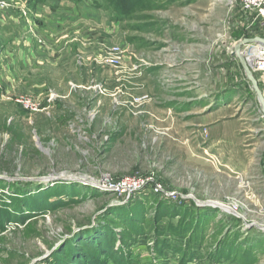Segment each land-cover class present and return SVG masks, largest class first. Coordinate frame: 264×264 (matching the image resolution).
Wrapping results in <instances>:
<instances>
[{
	"label": "rangeland",
	"instance_id": "374dc122",
	"mask_svg": "<svg viewBox=\"0 0 264 264\" xmlns=\"http://www.w3.org/2000/svg\"><path fill=\"white\" fill-rule=\"evenodd\" d=\"M11 1L26 7L29 18L40 17L44 28L56 15L49 0ZM93 1L100 3L98 19L83 17L68 29L77 46L71 54L43 59L33 69L16 66L20 77L29 75L32 82L26 84L39 82L45 90L52 88L37 95L40 100L52 91L67 94L55 99H63L61 105L53 102L49 113L31 115L11 100L7 116L0 104V219L17 217L0 225V264H58L67 249L75 250L72 245L78 246L76 250L89 248L79 232H91L92 241L108 237L112 229L113 253L98 252L86 264H264V200L260 206L253 201L254 193L264 196L263 151L249 152L250 158V153L257 154L253 161L260 164L250 166L248 151H228L223 142V149L204 150L211 144L212 124L232 123L237 132L249 133L264 119L258 112L259 99L252 87L245 86L246 74L234 55L236 44L260 33L249 14L238 0H78L70 1L75 7L67 11L69 22L87 13ZM18 32L19 26L11 23L8 37L17 49ZM90 33V37L102 35L106 48L121 49L119 67L95 60L92 51L98 43L87 56L82 38ZM8 117L24 128L18 134L22 143L12 153V133L1 127ZM38 126L43 129L40 133ZM224 133L231 131L225 128ZM263 134L250 137L263 146ZM214 156L219 157L218 164L210 161ZM149 171L164 187L195 202L194 208H181L188 213L187 221L169 215L157 231L145 224L134 233L114 217L102 230L107 214L113 216L109 209L124 207L133 213L138 199L152 205V193L142 190L119 200L80 178ZM163 197L159 196L180 206L185 201ZM208 200L236 204L238 213L215 208L203 226V212L210 206L202 201ZM149 206L144 216L151 220L155 206ZM179 220L181 226L194 227L192 238L169 228ZM155 243L158 251L167 246L165 252L153 251ZM182 248L194 257L181 258ZM225 248V258L220 255L219 262H213L217 249ZM56 249L63 255L55 256ZM70 253L64 262L81 264Z\"/></svg>",
	"mask_w": 264,
	"mask_h": 264
},
{
	"label": "crops",
	"instance_id": "0c3cea01",
	"mask_svg": "<svg viewBox=\"0 0 264 264\" xmlns=\"http://www.w3.org/2000/svg\"><path fill=\"white\" fill-rule=\"evenodd\" d=\"M49 1L50 4H48V6H50L51 8H53L54 5L60 2L59 5L60 8L54 11L56 15L52 19H50V23H48L46 28H44L45 25L39 22L40 19L38 18L40 17H37L35 20L28 17V20H26L23 17H21L20 13L17 14L15 13L14 15L8 17L0 15V104L2 111L4 113L6 112L7 116L9 115V108L11 102V99H9L10 96L15 94H28L19 91L29 90L35 93L29 95L32 96L35 95L34 97L39 98L37 95L44 93L43 91L47 92L49 90H52V88L45 90L44 83L33 82L32 84H26L32 82L30 79H28L29 75L20 77L21 74L17 73L18 71L16 69L17 68L16 66H18L19 68L23 67L25 69H30V68L33 69L35 67H39V65L43 62V59L46 60L47 58L51 57L53 60H57L67 55L68 53L71 54L73 49L77 48V46L74 45L73 36L68 35L70 34L68 32V29L74 26L73 23H75V21L69 22V18H67L69 17L67 11L71 10L74 3L72 4L69 0H49ZM65 1H68L70 3H65ZM68 4H72V5H68ZM73 7H75V5ZM60 15L65 16L67 19L64 20L63 18L60 17ZM80 19L81 18H79L78 20ZM11 23L17 24L20 28V32H18L17 34V41H16L18 45V49L16 47L11 46V38L8 37L9 27ZM91 35L92 33L87 35V37L82 38V41L83 40L87 41L86 42L87 46L86 48H84V51L85 50L88 51L87 56L90 55V48L94 45V43H98L102 41L104 38L102 35L98 36L97 34H93V37H90ZM257 35L258 34H255V36ZM40 38L50 43L53 46V48L57 51L58 55L57 54H55V56H52L51 54L45 55L43 49L40 48L38 44V40ZM64 46L67 47L66 52L62 51L64 49L62 47ZM84 51L83 53H85ZM86 60H88V58ZM246 81L247 82L245 83L246 84L245 86L251 88L252 86L250 82L247 79ZM231 87L233 86H230V88ZM226 88H225L226 90H229V87ZM58 94L62 98H67L66 96L67 94H62V93L61 94L58 93ZM62 100H57L55 103L60 106ZM229 101H226L225 104H228ZM225 104L219 107L225 106ZM258 112H260V115L263 114L262 111L260 110V105L258 107ZM10 119L11 118L8 117L7 121L9 122ZM259 121H261V125L255 128L254 127L249 128V133H244V130L243 131L241 130V132H237L238 128L237 129L233 128V125H231L232 123L230 124V126L227 124L220 125L219 123L212 124L210 127V131H211L210 133L212 136L211 144L209 145V147H205L204 150L216 151L217 149L219 150L223 149V146L221 145V143L223 142L226 145V147L224 148H226L228 151H248L247 164L250 166L251 164H253L254 166H259L260 164L258 162L253 161V158L257 154L250 153L253 158H250L249 155V152H255V151H263L264 153V145L262 146L259 140H255L253 139V137H250L251 133L258 134L259 132H264V129L262 128L264 125V119H261ZM225 128L229 129L231 133L226 135L224 133ZM38 129L40 130V132H42L43 130L40 129L39 126L37 127V131ZM245 137L248 141L245 139ZM233 156L235 157V154ZM262 161L263 162H261L262 163L261 167H264V160ZM257 173L260 174V172ZM257 176L259 175H253V178H256ZM254 194L253 196L255 197V199L253 201L255 202V204L259 206L262 205L261 198H263L264 200V196L261 195L259 196V194H255V195ZM208 201L220 202L218 200H208Z\"/></svg>",
	"mask_w": 264,
	"mask_h": 264
},
{
	"label": "built area",
	"instance_id": "2783aa9c",
	"mask_svg": "<svg viewBox=\"0 0 264 264\" xmlns=\"http://www.w3.org/2000/svg\"><path fill=\"white\" fill-rule=\"evenodd\" d=\"M238 2L241 9L249 14L251 23L259 29L260 33L257 36L264 37V0H238ZM15 13H20L21 17L28 20V10L26 7L11 0H0V15L8 17ZM86 42L87 41L84 40L82 41L83 48H86ZM38 44L39 47L43 49L45 55H58L53 46L42 38L38 40ZM62 48H64L62 51L66 52L67 47L64 46ZM92 54L97 62L108 67H119L121 63V49L119 47L106 48L105 41L98 42L97 50L92 51ZM243 54L250 62L253 72L259 74V84L261 87L263 86L262 89L264 91V44L259 42L248 43L243 48ZM58 96L57 93L52 91L49 96L43 100L29 94H15L10 96L9 99L14 100L24 110L33 115L40 112L49 113V108ZM262 117H264V114H262ZM210 161L212 164H218L220 159L218 156H214ZM81 179L87 183L90 182V184H93L99 190L114 194L119 200H128L131 196L142 190H148L153 194L164 197L178 198L182 201L186 200V197L189 196L170 191L163 186L155 173L150 171L122 177H113L108 173H103L96 179L87 177ZM228 208L230 210L228 212L238 213L236 204H230Z\"/></svg>",
	"mask_w": 264,
	"mask_h": 264
},
{
	"label": "trees",
	"instance_id": "16d2710c",
	"mask_svg": "<svg viewBox=\"0 0 264 264\" xmlns=\"http://www.w3.org/2000/svg\"><path fill=\"white\" fill-rule=\"evenodd\" d=\"M69 1H71V2L73 1V2H76V3L78 2V0H69ZM86 4H89V3H86ZM92 4L93 5H90V7L87 9V13H84V14H81V15H79V14L75 15L74 17H71L70 19L73 20V21H76L79 18L85 17V18L97 20L98 19V15H96V13H97V8L96 7L99 6L100 3H99V1H93ZM59 5H60V2L57 3L56 5H54L53 6L54 10L59 9L60 8ZM92 6H95V7H92ZM77 11L78 10L75 9L74 12H77ZM60 17L63 18L64 20L69 18V17L66 18L65 16H62V15H60ZM39 22L41 23V20H39ZM21 109L25 113L28 112V111L24 110L23 108H21ZM1 127H3V129L7 130L8 132L12 133V137H11L12 141L10 140L9 151H11V153L14 152V151H17L19 146H20V143H22L21 142L22 139L19 137L18 134L20 133L19 130H22V129L24 130L23 124L21 125L20 123H14L13 120H12V121H9V122L6 121L5 124H3V126H1ZM15 130H18V131H15ZM38 132H39V129H38ZM28 151H31V149H29ZM150 195L153 197L152 205H150V206H155V212L152 215L151 220L150 219H146V217L144 216L145 212H147L145 206H147V207L149 206L150 200H149V203L146 204V202L148 200L147 201H142V199H138V201H139L138 205L133 210V213H130V211L128 209L124 208V207H118V208L109 209L111 211L110 214L113 215V216H110V215L108 216V214H107L106 224L102 225V227L100 226V228L102 230H104L105 229L104 227H107L108 225H110V223H112L113 220L116 219L114 217H117V218H119L121 220V222L124 225L127 226L128 230H131L134 233H140L142 226H144L145 224H148L149 227H150V224H151L153 230L157 231L158 229L161 228L160 224H161V222L164 221L165 217L168 218L169 215H172V216L177 215L179 218H181V220L185 219V221H187L186 217H187L188 213H185V210H184V212H182L183 209H181V208H189L191 206H193L192 208L196 207L195 202H191V201L187 202L185 200L184 201L185 203L183 202V206H180V205H176L174 203H169L166 200L160 199L159 198L160 195H158V194H153L152 193ZM163 198H166V197H163ZM176 206L178 207L179 211H176L174 213L173 210L176 208ZM217 210L220 211L219 208ZM212 211H215V208L210 206L208 209H206L205 212H203V215H202V220L204 221L203 226L204 225L207 226V223L205 224V221L208 220V215H209L208 212H212ZM130 214H132V217L129 218ZM212 216H213V213H212ZM15 218H17V217H15L13 215H9L8 219H0V225H2L4 223L3 221H5V220H15ZM235 219L240 220L239 217L235 218ZM236 222H235V224L238 225V223H236ZM169 228L170 229H174L176 235L181 233V234H184L185 237L192 238V236H193L192 234H193L194 227L193 228L192 227H188V226H186L185 223H183L182 226H181L180 220L178 221V224L176 225L175 228H172V227H169ZM203 231H204V229L202 227V232ZM87 232H88L87 230H84L82 232H79L78 235L83 234V237L81 238V240L84 241L86 244H88L89 248L87 249V247H83L84 248V251H83V249L79 247V249L76 250V248L78 246L72 245L71 247H74V249L76 250L75 255L73 254L75 250L70 253L68 251V249H67V251L64 252V257H58V258H62V259L58 260V264H67L64 261L66 260L65 257L69 256L68 253H70V255L73 254L72 259L74 261L77 259L78 261H80L81 264H86V262L89 259L88 258L89 256L91 257L92 260L94 258H96V256H97L96 254L98 252L103 253V254H112L113 253L111 251V249L113 250V246H114V242H115V232L113 231V229L110 230L111 234L108 237H106V238L99 237L98 239H94L92 241H90L88 239V237L91 236V232H88V233ZM203 237H204V235H201V239L196 240V243H197V241H199L198 244L201 245V242L203 241ZM158 243L157 244L155 243V245L153 247V251H156V252H158L160 254H161V252L164 253L165 249L167 248V246L163 245L162 247H159L160 251H158L157 250L158 249ZM66 245H67V243L64 245V248H65ZM101 247H103V248L100 249ZM95 249H96V251H93ZM92 251H93V253H91ZM216 252H218V253H216V255L214 256V261L213 262H219V260L217 259V256L221 255V256H223L225 258V256L227 255V249L226 248L224 250L217 249ZM178 253H179L181 258H185V259L187 258L188 261L190 260L189 258H191V257L193 258L194 257V255H191V257H189V254H187L186 251H184V248H182L180 251H178ZM54 254H55V256H56V254L57 255H60V254L63 255V252L58 251V249H56L54 251ZM111 258L113 260H116L114 257H111ZM117 263L124 264V261H117ZM245 263L246 262H244L243 264H245ZM55 264H57V261H56Z\"/></svg>",
	"mask_w": 264,
	"mask_h": 264
},
{
	"label": "water",
	"instance_id": "95a60500",
	"mask_svg": "<svg viewBox=\"0 0 264 264\" xmlns=\"http://www.w3.org/2000/svg\"><path fill=\"white\" fill-rule=\"evenodd\" d=\"M252 42H259V43H263L264 44V37L255 36V37H252V38H245V39L241 40L235 46L234 55H236V57L239 59L241 65L243 67V70H244V72L246 74V78L250 82L253 91L256 93V95H257V97L259 99L260 110L264 114V91L260 87L258 77L253 72L252 67L250 65V62L248 61V59L243 54V47L246 44L252 43ZM37 136L38 135H36V137ZM38 144H39V146L41 148L42 145H41V142L39 140H38ZM50 178L58 179L59 177L51 176ZM74 179H78L79 180L78 177H74ZM202 202L204 203L203 205H208V206H211V207H214V208H219V209H224L226 211H230L227 205H225L223 203H220V202H216V201H202Z\"/></svg>",
	"mask_w": 264,
	"mask_h": 264
}]
</instances>
